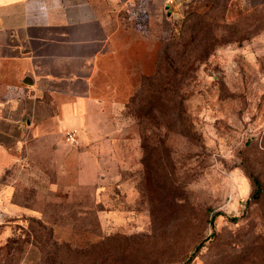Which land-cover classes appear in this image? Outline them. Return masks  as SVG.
<instances>
[{
  "label": "rangeland",
  "instance_id": "374dc122",
  "mask_svg": "<svg viewBox=\"0 0 264 264\" xmlns=\"http://www.w3.org/2000/svg\"><path fill=\"white\" fill-rule=\"evenodd\" d=\"M89 1L124 104L0 70V264H264V0Z\"/></svg>",
  "mask_w": 264,
  "mask_h": 264
},
{
  "label": "crops",
  "instance_id": "0c3cea01",
  "mask_svg": "<svg viewBox=\"0 0 264 264\" xmlns=\"http://www.w3.org/2000/svg\"><path fill=\"white\" fill-rule=\"evenodd\" d=\"M147 1L167 7L169 0ZM114 32L89 0H0V70L9 72L10 87L22 82L36 94L75 96L74 106H61L64 115L79 110L82 122H114L101 113L108 102L117 111L124 102L103 99L118 90L98 84L115 70L107 62L118 53Z\"/></svg>",
  "mask_w": 264,
  "mask_h": 264
},
{
  "label": "trees",
  "instance_id": "16d2710c",
  "mask_svg": "<svg viewBox=\"0 0 264 264\" xmlns=\"http://www.w3.org/2000/svg\"><path fill=\"white\" fill-rule=\"evenodd\" d=\"M158 75L160 76V69L156 70V73H155L154 76L148 78V80L150 81L149 85H151L153 83V81L158 77ZM144 87L148 88V85L144 86ZM146 96H148V99H150V98H152L153 94L152 93H147ZM148 110H152V108L150 107V108H148Z\"/></svg>",
  "mask_w": 264,
  "mask_h": 264
},
{
  "label": "built area",
  "instance_id": "2783aa9c",
  "mask_svg": "<svg viewBox=\"0 0 264 264\" xmlns=\"http://www.w3.org/2000/svg\"><path fill=\"white\" fill-rule=\"evenodd\" d=\"M76 130L75 129H71V130H68L66 133H65V139L67 141H74L75 138H76Z\"/></svg>",
  "mask_w": 264,
  "mask_h": 264
}]
</instances>
